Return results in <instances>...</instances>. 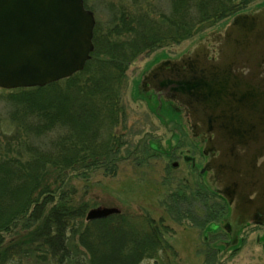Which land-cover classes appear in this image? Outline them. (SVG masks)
<instances>
[{"label": "trees", "instance_id": "16d2710c", "mask_svg": "<svg viewBox=\"0 0 264 264\" xmlns=\"http://www.w3.org/2000/svg\"><path fill=\"white\" fill-rule=\"evenodd\" d=\"M163 1L169 15L124 9L109 22L107 34L95 28V49L82 72L42 88L10 91L5 126L35 136L57 130L58 136L51 149L39 148L29 159L0 156V264H22L35 255L34 264H139L155 256L160 244L149 232V220L123 213L88 219V204L70 205L61 193L45 213L71 172L119 158L126 143L116 130L126 122L121 95L132 62L202 36L253 5L264 6V0ZM3 128L0 124L2 136ZM18 223L23 227L16 231ZM2 232L13 234L9 242ZM79 247L89 256L85 261Z\"/></svg>", "mask_w": 264, "mask_h": 264}, {"label": "rangeland", "instance_id": "374dc122", "mask_svg": "<svg viewBox=\"0 0 264 264\" xmlns=\"http://www.w3.org/2000/svg\"><path fill=\"white\" fill-rule=\"evenodd\" d=\"M84 4L93 12L95 28L101 34L108 33L109 22L115 16L121 17L124 9L134 13L144 10L150 14L156 10L159 12L153 14L156 16L168 14L164 12L168 9L163 0H84ZM229 20L220 22L210 31L221 30ZM210 31L178 45L142 54L128 66L127 84L121 95L126 122L116 130L126 143L119 158L108 166L71 172L63 187L60 185V192L47 203L45 215L64 196L63 200L70 205L88 204L89 213L105 209L113 214H130L149 220V232L154 233L160 247L155 256L144 258L139 264H264V228L260 224L243 230L242 243L219 245L230 240L223 227H218L229 210L225 200L209 189L199 174L204 157L176 114L168 112L162 102L159 104L161 113H157L152 98H149L152 104H148L146 96L138 89L142 75L151 66L161 59H178L188 54L187 51ZM9 93L0 88V124L6 131L0 135V156L29 159L39 148L51 149L57 130L35 136L26 134L23 127L19 130L5 126L10 123L12 110ZM105 136L109 139L110 135ZM194 161L197 166L193 169ZM22 223L17 224L16 231L23 227ZM1 235L9 242L13 234L2 232ZM77 254L83 261L89 257L81 247ZM35 257L22 264H34Z\"/></svg>", "mask_w": 264, "mask_h": 264}, {"label": "water", "instance_id": "95a60500", "mask_svg": "<svg viewBox=\"0 0 264 264\" xmlns=\"http://www.w3.org/2000/svg\"><path fill=\"white\" fill-rule=\"evenodd\" d=\"M95 26L84 0H0V88H42L82 72L95 49ZM211 48L216 53L210 57ZM189 51L178 60L156 63L149 71V91L160 96L173 85L172 99L185 106L195 101L197 91L201 111L229 120L228 129L219 133L223 141L215 145L221 156L219 188L226 198L239 197L234 225L246 217L262 224L264 219H256L264 215V6L235 16ZM110 214L95 210L88 219Z\"/></svg>", "mask_w": 264, "mask_h": 264}, {"label": "flooded vegetation", "instance_id": "af4514ba", "mask_svg": "<svg viewBox=\"0 0 264 264\" xmlns=\"http://www.w3.org/2000/svg\"><path fill=\"white\" fill-rule=\"evenodd\" d=\"M248 13V12H245ZM211 54L210 57L215 51L216 53V48L215 49H210ZM195 67H198L197 64ZM192 68V66L190 67ZM177 69V68H174ZM181 69V68H180ZM179 70V68H178ZM186 68H182L180 70V73H184ZM166 71H170V68L167 67ZM164 70V76L167 77L169 81H171L170 76L166 73ZM174 71V70H173ZM174 74V72H173ZM147 84V89H149V70L147 71V76L145 79V82H140L138 84V89L143 92L142 94H145L146 100L148 101V104L150 102L151 96H152V101L156 104L155 108H159L160 106L158 105L157 102H162L163 105L167 107L168 112H172L176 114V116L179 118L181 121V126L185 128V130L192 135V140L196 147L199 150V153L202 157H204L205 162L204 164L202 163V167L199 169V174L201 177L204 179L205 184L208 186L209 189H211L215 194L223 198L227 204L228 210H229V215L224 218L223 222L218 225L219 228L223 227L228 235L230 236L229 242H221L224 245H227L228 243L233 244L235 242L240 241L239 243L243 242V239L240 238V234L243 232V230L249 226L260 224L264 228V220L261 221V219H264V215L262 217H258L257 220H260L261 223H256L253 220H248L246 217L243 220L240 218V223L237 222L236 225L233 223V217L235 215V210H236V205L239 206V197L237 193H231L228 195V198H226L224 195H222L219 184L222 183V178L218 177L217 170H218V160L220 159V151L219 147L215 146L217 145L218 140H222V138L219 136V133L222 132L224 129L229 125V120L228 119H223L219 118L216 116L213 112V114L209 113V110H202L199 108L200 104V99H196L197 95L199 93L196 92V97L195 101L189 100V103L187 105H183L182 103H179L178 101H174L172 98L175 97V93L173 91L174 87L173 85H168L167 87L169 88H164L162 90V93H159L160 96H158V93L155 92L152 94H149V90L145 91L146 88L143 86L144 84ZM196 85V84H195ZM198 88V86H197ZM150 98V99H149ZM160 98V100L158 99ZM154 106V105H153ZM196 107V108H195ZM162 110L161 108L159 111ZM212 111V110H211ZM161 113V112H159ZM206 116H202V115ZM231 121V120H230ZM233 122V121H232ZM249 130H254V128H248ZM207 149V151H206ZM201 165V164H200ZM196 162L194 161L192 163V168H196ZM254 170V169H253ZM226 179V178H225ZM233 181L230 182L229 185H232ZM251 202H254L253 200H250ZM253 217V216H252ZM245 219H247L245 222H243ZM259 226V225H258ZM239 236V237H238Z\"/></svg>", "mask_w": 264, "mask_h": 264}]
</instances>
